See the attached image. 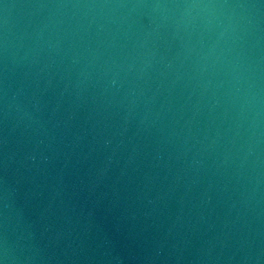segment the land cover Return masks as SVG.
<instances>
[{"label": "water", "instance_id": "obj_1", "mask_svg": "<svg viewBox=\"0 0 264 264\" xmlns=\"http://www.w3.org/2000/svg\"><path fill=\"white\" fill-rule=\"evenodd\" d=\"M0 264H264V0H0Z\"/></svg>", "mask_w": 264, "mask_h": 264}]
</instances>
